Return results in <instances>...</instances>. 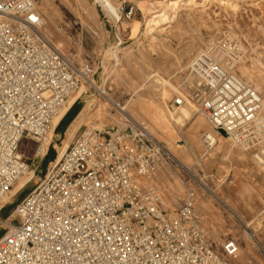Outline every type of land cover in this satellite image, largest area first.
<instances>
[{
	"label": "built area",
	"instance_id": "2783aa9c",
	"mask_svg": "<svg viewBox=\"0 0 264 264\" xmlns=\"http://www.w3.org/2000/svg\"><path fill=\"white\" fill-rule=\"evenodd\" d=\"M132 14L130 8L126 17ZM42 22L38 0H0V213L37 175L90 72V64L77 68L46 39ZM244 58L227 34L210 42L172 89L171 107H196L264 168V104L237 75ZM124 113L121 128L86 125L12 215H0V264H232L240 244L218 245L208 236L195 190L181 195L177 208L167 206L152 179L168 150ZM202 140L206 155L216 140L207 132ZM35 162L33 176L13 194Z\"/></svg>",
	"mask_w": 264,
	"mask_h": 264
},
{
	"label": "rangeland",
	"instance_id": "374dc122",
	"mask_svg": "<svg viewBox=\"0 0 264 264\" xmlns=\"http://www.w3.org/2000/svg\"><path fill=\"white\" fill-rule=\"evenodd\" d=\"M170 1L111 0L119 14L115 16L98 0H38L41 31L46 39L77 68L91 65L77 101L80 115L76 121H81V128L73 131L72 125L67 132L63 124L56 130L51 155L39 167L37 177L0 215L10 217L17 202L39 182L37 178L47 174L59 156L57 145L72 143L86 125L121 128L124 118L119 114L120 106L133 119L141 112L147 121L152 119L148 111L152 107L171 116L185 115L176 123L175 142L161 129L135 118L149 133L151 129L168 150L167 163L152 179L164 194L167 206L177 208L180 196L195 190L200 225L208 236L218 245L227 239L238 240L240 252L232 264H264V168L256 166L254 152L240 148L223 135L222 145H217L207 158L202 156L204 145L201 141L198 150L197 140L214 127L194 106L195 110L171 107L172 89L187 76V67L195 55L225 34L239 42L244 51L245 59L238 64L237 75L259 87L264 100V0H172L178 1L177 8ZM130 8L133 14L129 19L126 13ZM161 12L171 20L151 23ZM133 21L139 23L137 34L132 33ZM255 61L260 65L255 67ZM242 69L250 72L251 78L242 75ZM182 153L191 157L187 167L183 166L186 163ZM27 155L34 158L32 148ZM35 165L36 168L38 164ZM246 222H252L251 228L262 241L248 235ZM3 232L0 226V236Z\"/></svg>",
	"mask_w": 264,
	"mask_h": 264
},
{
	"label": "bare ground",
	"instance_id": "6f19581e",
	"mask_svg": "<svg viewBox=\"0 0 264 264\" xmlns=\"http://www.w3.org/2000/svg\"><path fill=\"white\" fill-rule=\"evenodd\" d=\"M99 2H101L102 3V5L106 8V9H108V10H110V11H112L113 13H114V15L115 16H119V14H118V12L114 9V7H113V5H112V3H111V0H98ZM170 5L171 6H174L175 8H177V6H178V1H170ZM119 11H120V9H119ZM121 12V11H120ZM121 17V16H120ZM120 17L118 18V19H120ZM171 20V18H170V16L166 13V12H161V13H159L158 15H156V16H154V18L152 19V20H150V22L151 23H153V24H156V25H158V24H160V23H166L167 21H170ZM42 24H43V22H42ZM48 33V32H47ZM245 59V58H244ZM243 59V60H244ZM242 60V61H243ZM241 61V62H242ZM240 62V63H241ZM254 65H255V67L257 66V65H260V63L259 62H257V61H255V63H253ZM259 70V75H261L262 74V70H261V68L259 67L258 68ZM242 75H245L246 77H248V78H251V73L250 72H248L246 69H242ZM247 81V80H246ZM251 81V80H250ZM252 82V81H251ZM93 83V82H92ZM253 83V82H252ZM94 84V83H93ZM94 86L96 87V84H94ZM256 86H259V84H256ZM83 88H84V86L81 88V90H80V92H79V94L78 95H76V96H73L72 98H70V100H69V102H68V105H67V109L76 101V99L78 98V97H81L82 96V91H83ZM257 89H258V91H259V87H256ZM103 91V90H102ZM134 103V102H133ZM133 103H131V104H133ZM263 104H264V100H263ZM118 105V104H117ZM135 107V106H134ZM182 107H191V108H193L194 110H195V108L193 107V106H189V105H185V106H182ZM66 109V110H67ZM65 110V111H66ZM133 110V109H132ZM64 111V112H65ZM119 114L123 117L124 115H126L125 113H124V111H126L125 110V108L124 107H119ZM134 111H136V110H134ZM148 111L150 112V116H151V118L152 119H149L150 121H147V120H145V118L142 116V113L140 112V113H138L136 116H134L135 118H137L138 120H141L142 122H147L148 124L150 123L151 125H153V127H155V128H158V129H161L163 132H165L171 139H172V142H175V140H176V134H177V130H176V123L178 124L179 123V121L183 118V116H185L183 113H179V114H177V115H169L167 112L166 113H161L160 111H156V110H154L152 107H148ZM147 111V112H148ZM195 111H197V110H195ZM64 112L61 114V115H63L64 114ZM126 113H127V111H126ZM135 113V112H134ZM133 113V114H134ZM197 113V112H196ZM128 114V113H127ZM200 114V113H199ZM132 115V114H131ZM201 115V114H200ZM132 117H133V115H132ZM201 117H203L204 119H206L203 115H201ZM134 118V119H135ZM59 119H60V117H58L56 120H55V125L58 123V121H59ZM207 120V119H206ZM118 122V121H117ZM116 122V123H117ZM119 123V122H118ZM147 123H145V124H147ZM81 125V121H76L74 124H73V131H76L78 128H79V126ZM150 126L148 125V128H149ZM72 129V128H71ZM152 133H153V131L151 130V129H149ZM151 132H150V134H151ZM179 132V131H178ZM207 133H210L214 138H215V140H216V145H215V147L214 148H216V146L218 145L219 147L222 145V139H223V137H221V135L218 133V131L217 130H215V129H209L208 128V131H206ZM72 135H73V133H72ZM152 136H153V134H151ZM154 137V136H153ZM157 141H159L156 137H154ZM225 138H227V137H225ZM203 135H202V138H200V139H198L197 140V144H196V147L198 148V150L201 148V145L203 144ZM228 140H230V138H227ZM195 140V139H194ZM201 141H202V144H201ZM159 142H161V141H159ZM70 143H69V141L68 142H65V144H64V146H62V147H60V146H58L57 145V149H59V157H58V160L61 158V156H62V154L64 153V151L66 150V148L68 147V145H69ZM235 144V143H234ZM204 145V144H203ZM236 145V144H235ZM172 146V145H171ZM213 148V149H214ZM240 148H242V147H240ZM243 149V148H242ZM177 150V149H176ZM206 150H205V147H204V151L202 152V156H205L206 158L209 156V154L210 153H212V151L213 150H211V151H209L206 155H205V152ZM183 154V153H182ZM179 156V155H178ZM177 156V157H178ZM179 157H181V156H179ZM202 159H204L203 157H201V160ZM182 161H184L185 163H186V165L185 164H183V166L184 167H187L188 165H189V163L191 162V157H189L187 154H183V156H182ZM35 164H39V162H35L34 163V165H32L31 167H30V170H29V173H28V175L26 176V177H23V178H21L17 183H16V185H15V187H14V190H13V194H16L18 191H20L25 185H26V183L30 180V178H31V176H33V174H34V170H35ZM188 164V165H187ZM198 164H200V161H198ZM256 166L257 167H259V168H261V165L259 164V162L256 160ZM262 169V168H261ZM35 177H37V176H35ZM38 180H39V178H37ZM251 223L252 222H246L245 223V227H246V230H247V233H248V235L251 237V238H253V239H256L257 241H262L261 240V238L259 237V235L257 234V232L254 230V228L252 229L251 228ZM247 235V236H248ZM249 239V238H248ZM238 257V256H237ZM236 257V258H237ZM242 257V256H241ZM240 260V259H239ZM242 262V261H241Z\"/></svg>",
	"mask_w": 264,
	"mask_h": 264
},
{
	"label": "crops",
	"instance_id": "0c3cea01",
	"mask_svg": "<svg viewBox=\"0 0 264 264\" xmlns=\"http://www.w3.org/2000/svg\"><path fill=\"white\" fill-rule=\"evenodd\" d=\"M118 19V18H117ZM131 29H132V33L133 34H137L138 29H139V23L136 21H133L131 24ZM181 108V107H180ZM183 108H191V107H183ZM80 115V110L78 108L77 103H75L74 105L71 106V108L68 110V112L65 114V116L61 119L57 130L62 127V125L64 124L65 127L64 129L67 128V132L69 131V129L71 128V126L75 123V121L78 119ZM66 123V124H65ZM81 126L78 128L80 129ZM51 155L50 151L48 152L47 156L45 157V159ZM45 159H43V161L41 162V165L43 164V162L45 161ZM51 160V159H50ZM52 161V160H51ZM259 168V167H258ZM261 169V168H260ZM262 170V169H261Z\"/></svg>",
	"mask_w": 264,
	"mask_h": 264
},
{
	"label": "water",
	"instance_id": "95a60500",
	"mask_svg": "<svg viewBox=\"0 0 264 264\" xmlns=\"http://www.w3.org/2000/svg\"><path fill=\"white\" fill-rule=\"evenodd\" d=\"M220 132L225 135V133L223 131H220Z\"/></svg>",
	"mask_w": 264,
	"mask_h": 264
}]
</instances>
